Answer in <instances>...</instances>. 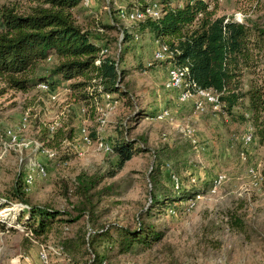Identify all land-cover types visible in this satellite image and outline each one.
<instances>
[{"label":"rangeland","instance_id":"374dc122","mask_svg":"<svg viewBox=\"0 0 264 264\" xmlns=\"http://www.w3.org/2000/svg\"><path fill=\"white\" fill-rule=\"evenodd\" d=\"M135 3L91 0L88 7L80 5L70 10L75 25L94 37L106 50L104 57L115 62L111 60L116 70L123 71L121 89L127 95L115 98L108 94L112 97L110 110H98L103 105L98 96L91 111L85 108L76 92L68 88L73 81L55 85L48 96L35 87L21 92L0 83V199H7L19 185L28 206L61 213L48 232L35 238L17 220L23 206L9 201L10 208L0 210V264H90L91 249L98 255L97 264H264V137L259 142L248 123L233 122L223 108L214 113L206 105L195 110L191 102L178 101V91L164 88L169 65L167 61H153L155 40L139 24L115 19L118 9L127 10ZM205 3L215 16L241 20L245 15L264 24V0ZM38 7L46 6L37 0H0V10L6 8L19 15ZM96 24L102 32L96 31ZM125 27L138 36L137 41L125 33ZM119 31L123 32L122 43L117 42ZM56 62L49 58L39 63L31 75L47 76ZM258 64L255 71L264 82V47ZM246 81L243 75L239 83L242 91ZM94 85L84 92L92 93L99 86ZM161 111H167V116L159 119ZM232 113L241 112L234 109ZM23 114H27L26 125L17 130ZM261 117L264 123V112ZM80 128L93 136L90 144L78 151L63 149L60 145L64 140L72 146L77 144ZM7 130L16 137L12 143L4 134ZM94 132L110 148L121 135L145 152L133 155L112 172L115 156L97 147ZM248 133L251 138L244 144L243 137ZM33 142L54 150L56 157L47 159L40 148L34 150ZM165 146L177 149V168L171 161H163L154 188L148 174L154 154ZM34 165L43 166L45 176L32 173L31 185L25 186V175L34 171ZM80 175L98 180L90 194L101 191L100 197L93 194L91 206L82 213V199L75 195ZM219 175L224 179L214 183ZM189 188L201 192L191 208L187 201L163 214L152 208L146 215L150 193L158 196ZM233 219L239 220L241 230L233 226ZM142 221L153 225L161 234L160 240L145 250L119 253L112 227L136 230ZM101 229H107L109 238L95 237L89 247L87 242ZM40 252L45 262L38 259Z\"/></svg>","mask_w":264,"mask_h":264},{"label":"trees","instance_id":"16d2710c","mask_svg":"<svg viewBox=\"0 0 264 264\" xmlns=\"http://www.w3.org/2000/svg\"><path fill=\"white\" fill-rule=\"evenodd\" d=\"M37 1L46 7H38L23 15L6 8L0 10V83L8 89L24 92L39 83L51 87L73 81L68 88L76 92L81 103L90 111L98 93L95 90L92 93L84 91L88 86H95L94 82L100 86L102 93L115 98L126 96L121 89L123 71L116 70L115 64L108 58L98 66L93 65L102 47L96 44L98 41L94 37L90 38L87 32L75 25L70 13V10L80 6L81 0ZM181 3L177 7L168 5L166 0L161 1V16L154 21L139 23V28L173 52L171 63L187 69L188 81L199 89L219 94L218 101L231 120L248 123L261 142L264 137L261 117L264 112V82L255 69L264 47V24L245 15L241 24L233 22L229 16H215V11L208 9V4L201 0ZM49 58H55L57 62L47 76L31 75L36 65ZM243 75L247 77L244 91L239 87ZM234 109L241 113H232ZM111 152L115 156L112 172H116L133 155L145 150L134 148L120 135L113 141ZM176 158L177 149L166 146L154 154V163L148 174L150 186H157L162 162L171 161L176 169ZM76 182L75 195L82 199L79 210L82 213L84 208L91 206L93 194L100 197L101 191L90 194L98 182L94 177L80 175ZM200 193L194 188L181 189L172 194L162 192L158 196L150 193V209L146 215L152 208H157L159 213L174 210L176 204L184 205ZM11 200L23 206L17 220L35 238L48 232L61 216V213L47 207L28 206L19 185L13 187L7 199H0V210L10 208ZM233 220V226L241 230L239 220ZM112 229L116 234L113 242L119 253H128L136 248L148 249L161 238L153 225L143 221L138 223L136 230L114 226ZM95 237L109 238L107 229L95 233L87 242L89 247ZM91 253L93 259L90 264H97L98 255L92 249Z\"/></svg>","mask_w":264,"mask_h":264},{"label":"built area","instance_id":"2783aa9c","mask_svg":"<svg viewBox=\"0 0 264 264\" xmlns=\"http://www.w3.org/2000/svg\"><path fill=\"white\" fill-rule=\"evenodd\" d=\"M167 4L170 6H177L180 7L181 6V2H171V0H166ZM203 2H206V0H201ZM91 3V0H81L80 5L83 7H88L89 4ZM162 7L163 5H161L160 3H155V2H150L149 0H136V3L133 7L129 8V9H118L117 12L115 13V19L117 21H123V22H128L132 25H136L139 23H143L145 21H154L156 19H158L161 14H162ZM106 9V8H104ZM243 16L241 17H237V18H233L232 20L235 23L241 24ZM227 18L224 20V22H226ZM97 18H95V23H97ZM111 23V19L109 21ZM113 25V24H112ZM96 31L97 32H102L103 29L100 27V25L96 24ZM125 33L129 34L132 36V39L134 41H137L138 36L129 31L128 27H125ZM123 37V32L119 31V36L117 39V42H121ZM122 43V42H121ZM154 45L155 48L152 52V59L153 61L156 62H168L169 67L167 68L166 71V80L164 83V88L167 90H176L178 91V101L179 102H191L193 105V108L195 110H201L202 107L204 105L208 106L209 110L211 112H218L220 111V109L223 107V105L218 101V97L219 94H216L210 90H202L199 89L195 86L194 83L190 82L187 80L186 76H187V69L186 68H181V67H177L175 65H173L171 63V59H172V51H170L167 46L165 44H163L162 42H160L159 40H155L154 41ZM106 53V50L104 49H100L99 53H98V57L94 60L93 65L94 66H98L100 64V62L105 59L106 57H104ZM110 59V58H108ZM112 60V59H110ZM113 61V60H112ZM114 62V61H113ZM115 63V62H114ZM116 66V65H115ZM36 89H39L41 92L46 93L47 96L49 94H51L53 92L54 86H48L44 83H39L35 86ZM96 93H98V99H100L103 102V108L102 106H98V110L101 112L103 110H110L111 109V102H112V97H110L108 94L106 93H102L101 89L99 86L96 87ZM88 92V91H87ZM90 93V92H89ZM51 99H53L51 97ZM81 112H83V110H81ZM167 116V111H161L157 118H163ZM26 120H27V114H23L22 117H20L19 122H18V126H17V130L23 129L26 125ZM47 129H49L50 131L53 129L51 126L47 127ZM5 136L8 138V140L12 143L15 141V136H14V132L7 130L5 133ZM78 140H77V144L72 146L70 143V141L68 140H64L62 142V144L60 146H63L65 148H73L74 151H78L80 147L82 146H86L90 144L91 138L88 136V132L86 131V129L84 128H80L78 130ZM251 138V134L248 133L243 137V141L244 144H246L249 139ZM94 142L97 143V147L105 152H110L111 148L106 145L105 143H102L101 141L98 140L97 137V132H94ZM34 145V150H38L40 148V145H38L37 143L33 142ZM26 146V145H24ZM40 153H43L47 156V159H53L56 157V152L54 150L51 149H43L40 148ZM34 171L30 170V173L25 175L24 178V184L25 186H30L32 183V173H34L35 176L43 178L45 176V169L43 166H39V165H34L33 167ZM250 174H252V172L250 171ZM171 177L173 178V176L171 175ZM224 179L223 176L219 175L217 177V179L215 180L214 183H219L220 181H222ZM173 183H174V188L177 189L178 187V183L176 181V179H172ZM254 185V184H253ZM199 196H195L194 199L189 200L186 204L188 208H191L194 204L195 200H198ZM38 259L42 262H45V255L43 252L38 253Z\"/></svg>","mask_w":264,"mask_h":264}]
</instances>
